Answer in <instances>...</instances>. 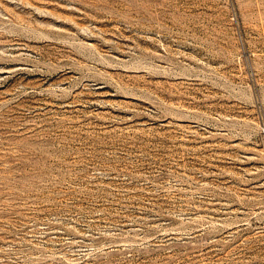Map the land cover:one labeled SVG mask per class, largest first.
I'll use <instances>...</instances> for the list:
<instances>
[{"label":"rangeland","instance_id":"1","mask_svg":"<svg viewBox=\"0 0 264 264\" xmlns=\"http://www.w3.org/2000/svg\"><path fill=\"white\" fill-rule=\"evenodd\" d=\"M0 264H264V0H0Z\"/></svg>","mask_w":264,"mask_h":264}]
</instances>
